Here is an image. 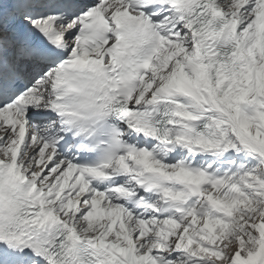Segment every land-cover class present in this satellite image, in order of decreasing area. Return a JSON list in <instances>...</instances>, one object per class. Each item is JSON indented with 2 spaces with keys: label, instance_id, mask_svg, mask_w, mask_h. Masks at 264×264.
I'll use <instances>...</instances> for the list:
<instances>
[{
  "label": "snow or ice",
  "instance_id": "6c2138e0",
  "mask_svg": "<svg viewBox=\"0 0 264 264\" xmlns=\"http://www.w3.org/2000/svg\"><path fill=\"white\" fill-rule=\"evenodd\" d=\"M0 264H264V0H0Z\"/></svg>",
  "mask_w": 264,
  "mask_h": 264
}]
</instances>
